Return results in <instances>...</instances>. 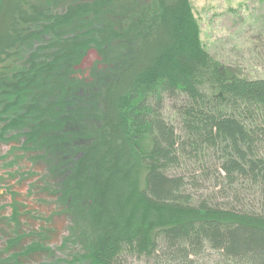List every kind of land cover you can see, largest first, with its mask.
Here are the masks:
<instances>
[{"label": "trees", "instance_id": "1", "mask_svg": "<svg viewBox=\"0 0 264 264\" xmlns=\"http://www.w3.org/2000/svg\"><path fill=\"white\" fill-rule=\"evenodd\" d=\"M52 1L0 0V264H264V77L190 0Z\"/></svg>", "mask_w": 264, "mask_h": 264}, {"label": "rangeland", "instance_id": "2", "mask_svg": "<svg viewBox=\"0 0 264 264\" xmlns=\"http://www.w3.org/2000/svg\"><path fill=\"white\" fill-rule=\"evenodd\" d=\"M71 1L74 3L76 0H57L52 8L63 11L68 5L67 3ZM190 4L199 21L202 39L208 50L217 59L240 65L250 77H264V47L262 46L264 41L260 44L261 42L257 40L259 35L264 38V0H190ZM91 50H97L99 53L96 47L90 45L77 66L82 63ZM97 61L101 60L94 61L90 68L77 69L81 72L79 75L92 79L90 70ZM104 67L106 65L98 64V69L101 70ZM95 80V85L101 88L103 81ZM9 149V146H1V153L5 154ZM6 171L5 168H2L0 176H3ZM28 184L25 182L17 189L27 193ZM3 188L4 185L0 184V193H4ZM5 196L6 200L11 202V196ZM6 200L3 199V201ZM35 209L39 212H49V208L40 207L37 204ZM11 213L12 209L6 208L5 214L10 216ZM127 264H144V261L130 257Z\"/></svg>", "mask_w": 264, "mask_h": 264}, {"label": "water", "instance_id": "3", "mask_svg": "<svg viewBox=\"0 0 264 264\" xmlns=\"http://www.w3.org/2000/svg\"><path fill=\"white\" fill-rule=\"evenodd\" d=\"M101 60V56L97 52V50H91L87 57L84 58L82 63L79 66H76V69L82 68H90V66L93 64L94 61Z\"/></svg>", "mask_w": 264, "mask_h": 264}]
</instances>
